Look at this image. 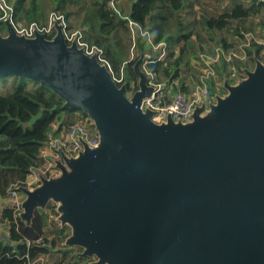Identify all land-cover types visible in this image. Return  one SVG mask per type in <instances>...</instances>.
Wrapping results in <instances>:
<instances>
[{"label":"water","instance_id":"water-1","mask_svg":"<svg viewBox=\"0 0 264 264\" xmlns=\"http://www.w3.org/2000/svg\"><path fill=\"white\" fill-rule=\"evenodd\" d=\"M4 26L0 79L50 89L98 136L74 156L58 149L56 175L17 188L25 226L53 203L55 221L69 228L63 244L88 264H264V61L254 58L235 83L224 79V92L194 106L190 121L155 123L141 107L152 91L143 54L128 95L60 23L51 38L17 34L9 18Z\"/></svg>","mask_w":264,"mask_h":264},{"label":"trees","instance_id":"trees-1","mask_svg":"<svg viewBox=\"0 0 264 264\" xmlns=\"http://www.w3.org/2000/svg\"><path fill=\"white\" fill-rule=\"evenodd\" d=\"M4 2L13 21L26 25L43 26L50 13L61 15L66 32L78 31L81 42L99 51L117 85L127 84L128 95L137 89L132 66L140 54L144 55L141 70L153 83L177 78L180 91L187 94L199 81V53L211 54L215 48L239 53L245 34L264 37V0H113V5L102 0ZM5 14L8 12L0 10V33L5 30ZM129 21L143 34L133 35ZM53 35L54 29L47 38ZM160 43L165 47H157ZM162 51L165 56L159 59ZM260 51L261 46L252 42L244 49V59L220 58L212 65L215 75L210 78V90H214L215 79L232 82V74L242 78V69L252 68L254 58L264 61ZM62 105L55 93L37 82L12 75L0 79V197H6L10 187L25 186L31 170L42 164L40 151L53 125L59 132L72 124L74 112L87 117ZM38 114L29 126V120ZM47 210L56 214L49 203L44 211H35L29 226L10 208L1 210L0 223L7 236L0 235V264H31L37 257L44 258L40 264L90 260L78 257L79 249L63 244L69 228L50 221Z\"/></svg>","mask_w":264,"mask_h":264},{"label":"built area","instance_id":"built-area-1","mask_svg":"<svg viewBox=\"0 0 264 264\" xmlns=\"http://www.w3.org/2000/svg\"><path fill=\"white\" fill-rule=\"evenodd\" d=\"M110 5H112V2ZM0 10L4 13L8 12V14H5L2 18L3 21L6 18H9L15 32L20 35H25L26 37H32L34 31H38L48 36L52 32L53 22L56 21L60 23L68 43L75 39L78 46L83 47L87 54L96 51L98 58L101 61L99 51L93 48L90 49L83 42H81V35L78 31L70 34L66 32V24L61 15L50 13L47 24L43 26H39L35 23L26 25L22 22L13 21L11 10L4 0H0ZM128 24L133 35L136 36L138 34H143L137 24L131 21H129ZM252 42L261 46L260 56L264 58V37H256L251 33L244 35V40H242L239 44V53H225L220 48H215L211 54L200 53L198 55V62L202 67H204V70L201 72L199 81L195 85L194 89L187 94L180 91L177 78H167L159 83H153L150 76H148V84L152 86V91L148 97L142 100V109L147 108L152 111L151 120L155 123L165 122L167 116H170L174 122L179 121L185 123L190 121L194 106L213 101L215 94H220L215 93L211 95L210 92V78H213L215 75L212 65L219 61L220 58H224L226 61H230L233 57L237 59H244V49ZM157 47L164 48L165 44L160 43ZM164 56L165 53L162 51L159 55V59H162ZM117 82H119V80ZM220 86L221 92L223 93L224 89L222 87V82ZM56 130L57 128L55 124L53 125V131L47 135L45 146L40 151L42 164L36 169L31 170L29 175L26 177L25 186L27 188L35 186L39 181V176L49 177L58 173V169L55 167V161L60 160L61 158L58 149L67 156H74L83 149V143H85L90 149L94 148L98 143L96 130L94 129L93 123L88 116L82 117L78 114L71 125L63 127L59 132ZM18 187H10L6 196L7 207L17 215L22 211L21 201L23 199V195L17 189ZM50 204L54 206L55 209V205L53 203ZM47 212L49 213V220L52 221L56 214H53L51 210H47ZM40 241L41 239L37 240V242ZM43 261V257H37L31 262V264H40Z\"/></svg>","mask_w":264,"mask_h":264},{"label":"rangeland","instance_id":"rangeland-1","mask_svg":"<svg viewBox=\"0 0 264 264\" xmlns=\"http://www.w3.org/2000/svg\"><path fill=\"white\" fill-rule=\"evenodd\" d=\"M122 2V1H121ZM3 33H4V31H3ZM200 54V53H199ZM198 54V55H199ZM196 65H198V67H199V70H200V72H202L203 70H204V67H202L200 64H199V62H196ZM232 83H235L236 81H238L239 80V77H236V76H234L233 74H232ZM231 82V81H230ZM221 85V82L220 81H218L217 79H215L214 80V90H212L211 92L213 93V94H215V93H222L221 92V89H220V86ZM220 86V87H219ZM212 94V95H213ZM79 113L78 112H74V114H73V116L75 117L74 118V120L76 119V116L78 115ZM54 219H55V217L52 219V221L54 222ZM56 222V221H55ZM75 249H77V248H75ZM88 261H90V260H85V261H83V262H81L82 264H88ZM80 263V264H81Z\"/></svg>","mask_w":264,"mask_h":264},{"label":"crops","instance_id":"crops-1","mask_svg":"<svg viewBox=\"0 0 264 264\" xmlns=\"http://www.w3.org/2000/svg\"><path fill=\"white\" fill-rule=\"evenodd\" d=\"M7 207L6 197H0V213L3 208ZM7 236V230L4 228V225L0 223V235Z\"/></svg>","mask_w":264,"mask_h":264},{"label":"clouds","instance_id":"clouds-1","mask_svg":"<svg viewBox=\"0 0 264 264\" xmlns=\"http://www.w3.org/2000/svg\"><path fill=\"white\" fill-rule=\"evenodd\" d=\"M111 2H112V5H113V1H111ZM111 2H110V3H111ZM110 3H109V4H110ZM21 186H22V185H21ZM21 194H22V193H21ZM22 195H23V194H22Z\"/></svg>","mask_w":264,"mask_h":264}]
</instances>
